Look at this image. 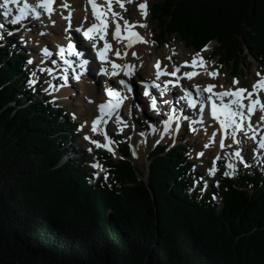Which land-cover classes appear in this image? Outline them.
Returning <instances> with one entry per match:
<instances>
[{"label": "trees", "instance_id": "16d2710c", "mask_svg": "<svg viewBox=\"0 0 264 264\" xmlns=\"http://www.w3.org/2000/svg\"><path fill=\"white\" fill-rule=\"evenodd\" d=\"M151 12L159 46L217 42L211 57L233 77L246 51L264 72V0H157ZM15 45L0 48V264H264V173L205 189L183 146L165 145L145 181L122 140L95 179L84 158L64 161L76 108L24 99L36 94Z\"/></svg>", "mask_w": 264, "mask_h": 264}, {"label": "rangeland", "instance_id": "374dc122", "mask_svg": "<svg viewBox=\"0 0 264 264\" xmlns=\"http://www.w3.org/2000/svg\"><path fill=\"white\" fill-rule=\"evenodd\" d=\"M122 1L125 4V8L124 9L120 8V7H118V4H114L113 5V11L115 10L114 12H116V13L118 12L119 15H121L123 17V19L119 20L118 17L112 18L114 21L113 26L115 27V21L119 20V23L121 24V29H122V27L124 29V23L123 22L125 20L128 21L129 24H137L135 22L137 20L136 18H139L140 16H142L141 11L138 8V5L140 3H143V2L146 3V5H147V17L144 18L142 16L143 17L142 22H143V24H146V25L148 24V25L146 28L137 26L136 29H139L142 32H143V29H145L146 33H144V32L143 33L146 34L147 37H149L150 41H149L148 47H150L151 50L150 49L148 50L149 51L148 55L152 59L150 61V66H153L152 64L156 63L155 61L159 62V59H160L163 61L164 60L167 61V65L173 69V66L175 67L178 64L183 65L185 60L191 62L193 56H195L197 53H200V54H202L201 56L207 57V58H205V61L207 62V65H206L207 71L205 72L201 69L200 72H202V73L204 72L203 73L204 77L209 78L208 83L205 82L206 78L203 79L201 81V84H200L201 86H203L204 84H209V83L218 84V85L225 83L227 88H233V87H237L239 85L249 86V88H252L253 83L257 79H259V77L257 76V73H260L257 70L258 69V61L248 51H246V54L248 55L247 58L246 59L244 58L243 63L241 64V71H240L239 75L237 77H233L230 69H228L226 66L218 63V59H219L218 57H216L215 59H212V57H211L214 53V50L216 49L217 42L210 43L207 46V48H208L207 51L196 52L193 49L191 50V49L186 48L183 43L179 42L175 37L170 36L167 40H165L162 43L161 46H159L156 42L157 35H158V29H159L158 22L154 20V18L152 17V13L150 12L153 4L157 0H131L132 3H130L129 0H127V1L122 0ZM137 2H139V3H137ZM114 8H116V9H114ZM137 12H138V14H137ZM138 15H140V16L138 17ZM53 16H55V17L58 16L57 18H59V12L54 13ZM147 18H149V19L147 20ZM148 21H149V23H148ZM58 23L61 24L62 28H61V26H58L60 29L57 28L55 32H52V34L56 38L60 39L63 36L61 34L63 32V23H64V25L65 24L67 25V22L65 23L64 19H61ZM0 32H2V30H0ZM55 33L56 34L59 33L60 38ZM26 35H30V36H26ZM26 35L22 34V39H23L22 44L23 45H16L17 48H16V46L14 47L15 51L17 49L27 51V50L22 48V47L25 48L26 46H24V45L27 44V47L30 49V52L37 53L36 48L34 47L36 42L41 41L42 44L47 42V40H45L44 36L39 34L38 30H34L32 34H26ZM107 37L110 38L109 35ZM7 39L12 40L10 37H7ZM114 41H115V43H114L115 49H116V46H120L121 47L120 52L123 54L125 52L124 48H122V46L120 45V43L117 40H114ZM87 44L92 45L93 42L91 41V42H88ZM168 52H170L171 56H168ZM169 57H171V59H169ZM45 58L49 59V57H45ZM133 59H136V56H135V58L133 57ZM208 63H210V64H208ZM29 65H31V64H29ZM40 67H43V66H40ZM208 67H209V69H208ZM37 69H39V68H37ZM208 70H211V72L216 71V72H218V75L215 78H213L210 75H208V73H207ZM260 74H262V73H260ZM262 75H264V74H262ZM38 77L40 79H43L39 75H38ZM169 77L171 78V76H169ZM234 79L239 81V83L235 86L233 85ZM52 80L54 82H58L59 76L57 78L53 77ZM170 80H172V78ZM99 81H100V84L97 83V86H95L96 89L98 90V93L96 94L97 98L100 95H102V93H100L101 89H102L101 88V79H99ZM137 82L138 81L135 80V84H137ZM165 83H166V81H164V84ZM189 84L192 87H194L193 86L194 84L192 81H190ZM200 85H199V87L202 88ZM63 88H66V86L64 85ZM87 88L89 90H86ZM86 89H83L81 91L76 92L74 90V88L71 86L67 90L65 97H63L60 93H58L57 94L58 98H52V99H53V102L55 104H57L58 106L67 107L70 110V112L73 111V107H75L77 109L76 110L77 112H72L71 116H73L77 120V122L80 124V127L77 130L78 136L76 138L70 136V132L68 130H66L67 134L69 135V141L67 144V153L68 154L66 153L67 156L64 158V161H66L67 159H69V160L75 159L76 161H80V159L84 158L86 162L87 161L89 162L87 166L89 168H92L93 164H95L97 162L99 164H101V161H103L102 160V159H104V157L102 155L103 151H105V150H107V152H110V151H108V149L105 147H96L95 144L91 143L90 141L88 142L85 139V136H88V134L92 137L95 135V133H93L92 131L90 132V130H91V125H92L91 113L95 114V112H96V110L92 109L93 105L91 104V102H89V101H91L89 99V96L92 94L90 86H86ZM136 89L139 93V98L142 99V92H143L142 88L137 84ZM46 94H48V91H43L42 95H39L38 97L36 94L35 95L36 97L31 98L32 100H30V95H26L24 97V99L26 98V99H28L29 103H33V102H37V100H40ZM20 96L21 97L24 96V93L20 94ZM260 96L264 98V93L262 94L260 92ZM141 99H140V101H141ZM168 105L169 104H167V103H165L163 105L164 111H166V108ZM187 108H189V107L187 106ZM176 112H178L180 114L182 113L184 115V110H183L182 106L180 108L178 105H176ZM135 118H136V114L134 113L132 119L130 118L131 119L130 125H128L127 127H123L122 130H120L117 127V129L115 131H112L111 135L112 136H113V134L118 135V136L120 135L122 138L128 139L130 141L131 152H132V156H131L132 161H133L134 165L137 168H139V170H141L145 174L143 177L145 181L148 180L147 179L148 178V169H149L150 164H151L150 158H151L156 146H158L159 144H164L163 143L164 141L169 142L170 149H172L174 146H177V145L183 146V152L186 153L187 156H189L191 161L194 162V164L196 165V168L198 170H200L203 175H207L208 179H202L205 181V184L207 186H210L212 184L211 179H214L213 183L220 179V172H221L220 170L215 174V176H216V177L214 176L215 178H213L212 177L213 175L210 174V169L212 168L213 163L215 161L216 152H218V153L221 152V150H218L217 148L212 147L213 144L218 145L219 137H217L213 140L212 133L210 131V128H208L207 125H202V124L197 125V123H192V121H198L200 119L199 116L196 119H194V118L191 119V123L189 124L188 127H186L188 125L186 120L183 123H181V125L179 124L180 129L178 131H176L175 133H173L172 135H170V137L167 139H165V136L161 132L160 127H156L157 131L153 132L152 130H150V133H148L149 130L146 131L145 128H146V125L149 124V122L146 123V125L141 124L142 122L138 121L140 118H137V121L135 120ZM146 119H149V118H146ZM143 120H145V119L143 118ZM82 125H83V128H81ZM136 127L141 132L137 131L135 129ZM148 127H149V125H148ZM153 128H155V127H153ZM172 129H175L174 125L172 126ZM141 133H143V135H141ZM146 134L150 137L144 138V135H146ZM178 136H180L181 138L175 140L174 138L178 137ZM135 138H142V139L147 140V142L145 140V144H144L145 151H142L141 153H140V151H138V148H137L138 145L135 144ZM244 138H245V136L243 134L241 136L240 148H241V146H247V149H249V151L247 152V154L244 158H248V156L252 157L253 148H252V146L248 145L246 141H244ZM94 140L99 141L101 144H104L103 141L100 140L99 138H95ZM156 141H159V143H157ZM113 144H114V147L112 149L115 153L114 158L118 159V158L123 157V154L120 152L121 149L119 150L117 148V146L115 145V141H113ZM205 145H208V147H205ZM88 149H92V151H88ZM133 152H135V155L133 154ZM201 152L203 153L202 156L199 155ZM112 154H113V152H112ZM229 155H230V153L225 154V156H229ZM262 155H264V154H262ZM141 156H143V157L140 159ZM241 156H242V153H241ZM263 160H264V158H263ZM253 161H255V163ZM253 161H252V163L247 164V165H249L248 168H252V167L257 166L256 160L253 159ZM96 169L99 172L105 173V171H100V169H98V168H96ZM259 171H260V173L261 172L264 173V171L262 169ZM226 172L233 173L231 176L235 177L239 174L240 170L238 169V166L234 165V169L228 168ZM106 175L108 176V174H106ZM207 188H209V187H207ZM217 201H218V204L220 205L221 200L219 197H217Z\"/></svg>", "mask_w": 264, "mask_h": 264}, {"label": "snow or ice", "instance_id": "6c2138e0", "mask_svg": "<svg viewBox=\"0 0 264 264\" xmlns=\"http://www.w3.org/2000/svg\"><path fill=\"white\" fill-rule=\"evenodd\" d=\"M131 2V0H129ZM21 3V0H3V3L0 4V8L3 9L2 15L7 18L9 16H12L13 10L11 7H9V4H15L18 6L19 14L15 15L9 23L11 24H19L22 20L28 17L30 13L34 14V17L36 19H39L44 13H47L49 17L54 11L53 5L55 3V0H41V2L36 4H29L27 2L23 3L22 7H19ZM88 3L91 5L92 12H93V19L94 22L86 29L83 30L82 28H77L76 31L83 32V36L87 38L89 41H93V48H96V55L99 58L101 62H109L111 63L112 71L109 73V70L107 68L103 69V72L105 74H110L111 76L115 77L119 75L120 71H123V74L125 76H128L131 78L132 75L135 74V65L126 64V65H119L114 62L109 61L108 56L106 53L111 50L112 46L108 43L106 40V31L108 28L107 21L109 20L108 13H111V18L119 17V20H122L123 17L119 15V13H116L113 11V5L118 4L120 8H125V4L121 2V0H104V6H100L97 3V0H88ZM62 7L69 9V15L67 17H64L68 21V29H71V6L67 3H64ZM37 8L43 9V12H40L37 10ZM139 10L141 11V15L146 18L147 17V5L146 3H140L138 5ZM126 10V9H125ZM85 17V21H86ZM119 20L115 21V30H114V38L118 42H123L121 39V25L119 23ZM55 22H53L54 24ZM137 26L139 27H147L146 24H129L128 21H124V31L128 33V42L126 44V48H131L134 43L140 42V43H148L138 32L133 31L134 28ZM4 28V24L0 23V29ZM95 33V35H93ZM0 39H2V36H0ZM103 40L104 41V48L100 49L97 48L98 41ZM154 43V42H153ZM208 48L205 46L203 51H207ZM45 56H51L52 53L45 48L44 50ZM68 53L69 55H75L80 56L82 55L80 52L76 51V46L72 43H69L67 48L61 47L59 49V57L61 60H63L66 67L64 68V76L63 81L64 85L67 84L68 81V72L69 69H71L73 72L76 71L75 68H73V61L65 59V53ZM114 55L118 59H123L127 57V51H125L123 54L117 49L114 52ZM132 55L135 57L136 53L133 52ZM171 59V57H169ZM27 64H32L33 61L29 59ZM89 61L87 59L81 60L79 62V67L81 69H86ZM207 62L203 59L200 53H197L195 56H193L191 62L185 61L182 65L183 67H190L193 69H196L197 67H205L206 68ZM142 66V65H141ZM156 69V79L159 80L161 75H168L171 77H174L175 80H169L163 88H161L160 84H154L153 86L157 89H160L161 95L164 94L168 90V85L172 86H178V82L180 79L187 78V79H193L195 75H199V72H185L181 75V66H175L174 70L169 73L165 69L164 71H161V64L160 62H157L154 65ZM127 69V70H125ZM41 71H44V69H41ZM49 74H51V69H47ZM33 77L35 76V72L32 73ZM211 77L215 78L218 75V72L212 71L208 73ZM257 76L259 77L258 81L252 86V89H246V88H235L223 91H215L216 85H208L205 88H200L197 86L196 89V96L197 98H193V94L190 91H185L184 96L180 97V99H183L186 101L187 106L191 108H197V105L199 104L200 107L198 109L201 117H203L204 113V107L206 105H210V115L218 122L220 129L225 134V138H231L235 144H240L241 140L237 139V135L239 133H243L244 136L248 139H252L254 142L257 143V148L253 149V152H258L259 150H264V138H261L257 140V135L264 136V133H258L257 132V125H264V100H261L260 98V92L264 91V75L257 73ZM75 80H79L80 76L76 75L74 76ZM29 86H34L37 81L36 79H31L28 81ZM239 83L238 80L233 81V85H237ZM119 85H122L124 89L127 92H132V86L128 84L124 79H120L118 81ZM149 85L145 84V91L143 92V96L148 97L151 101V108L153 110H157V99L155 96H153L147 89ZM222 87V86H221ZM53 91L58 90L55 88V86L52 87ZM45 91H49V89H45ZM107 97L109 98L107 102L101 103L98 105V116L93 120L91 125V131L93 133H96L98 130L100 131V134L107 139V133L104 132L103 129H99V125L101 123H107L108 120L112 119L114 116L116 117L117 123H123V121L119 117V110L121 106L123 105L124 101L128 98L126 95H122L120 91L114 90L113 88H108L106 90ZM207 94V95H205ZM247 101V103H245ZM92 102V101H89ZM257 112L260 113V116L257 121V125H253L252 123V116H254ZM173 119L178 120L179 117L175 116V113H173V116H170L168 120L165 122L164 126V133L170 134V131H178V129H172V121ZM187 119V117H185ZM192 123H203V119L199 121H192ZM127 127V125H124ZM83 128V125L81 126ZM122 130V129H121ZM153 132L157 131L156 128L152 129ZM249 132L253 133V135H249ZM143 135V133H141ZM162 138V137H161ZM86 140H89L91 143L95 144L96 147H105L108 149V151L113 152V155H115L113 149L110 147L111 143L113 141L108 140L107 144H101L99 141L92 140L91 137L85 136ZM215 139V136H213V140ZM159 143V141H157ZM226 145L224 143V140L221 139L220 141V148H224ZM205 147H208V145H205ZM88 151H92V149H88ZM135 155V152H133ZM199 155H203L201 152ZM234 156L237 158H240L241 161H243V157L241 156V150H237L234 152ZM216 159H219L217 157ZM94 168L100 169V171H105L103 166L99 164L98 162L92 165ZM245 163V167H248ZM229 169H234L233 164H228ZM216 169L213 167L210 169V174L215 175ZM233 173L231 172H225V176H230ZM96 178H99V174H96ZM104 179L107 180L108 176L105 175ZM218 186V184H217ZM205 189L207 188V185L205 184ZM215 199V196L213 197Z\"/></svg>", "mask_w": 264, "mask_h": 264}, {"label": "bare ground", "instance_id": "6f19581e", "mask_svg": "<svg viewBox=\"0 0 264 264\" xmlns=\"http://www.w3.org/2000/svg\"><path fill=\"white\" fill-rule=\"evenodd\" d=\"M63 3H66V0H61ZM122 1V0H121ZM127 1V0H126ZM123 2V1H122ZM125 2V1H124ZM143 2V1H142ZM86 3H87V0H71L70 2H69V5L71 6V9H72V12H71V29H70V31H71V33H72V35L74 36V37H77L76 36V29L77 28H79L84 22H86L85 21V17L88 19L89 17H90V15H89V11L88 10H86L85 9V7L84 6H86ZM130 3H132V2H130ZM137 3H139V2H137ZM144 3V2H143ZM127 6V5H126ZM59 6L57 5V7H56V10H55V12L54 13H57L58 11H57V8H58ZM119 7V6H118ZM114 9H116V8H114ZM124 9V8H123ZM127 9V8H126ZM115 11V10H114ZM120 12V11H119ZM122 12V11H121ZM118 13V12H117ZM137 14H138V12H137ZM150 14V13H149ZM69 15V13H66V12H64V11H60V13H59V18H55V16H53L52 15V17H51V19H50V22H51V26H50V28L52 29V30H54V32L56 31V29L57 28H59L58 27V25H56L61 19H64V17H67ZM136 15V14H135ZM121 16V15H120ZM140 15H138V17H139ZM130 17V16H129ZM119 18V17H118ZM3 18H2V16H1V14H0V21L2 20ZM86 19V20H87ZM130 19V18H129ZM134 19V18H133ZM137 20L135 21L138 25L139 24H143V17L142 16H140L139 18H136ZM149 18H147V20H148ZM53 22H56V24L54 23L53 24ZM64 22L66 23L67 22V25L65 24L64 25V23H63V26H64V28H66V29H68V21L66 20V19H64ZM142 22V23H141ZM124 23V22H123ZM148 23H149V21H148ZM121 25V24H120ZM123 25V24H122ZM148 25V24H147ZM139 27V26H138ZM64 28H63V32H64ZM60 29V28H59ZM122 29H123V27H122ZM69 30V29H68ZM124 30V29H123ZM147 31V30H146ZM52 32L53 31H50L49 32V34L46 36V35H43L44 36V38H45V40H47V42L46 43H44V44H42V42L41 41H39V44H35L34 45V47L36 48V52L37 53H33L34 54V56H38V57H40L41 59H43L44 60V63L41 65V66H46V67H53V68H56L57 69V66L55 67V66H53V64H51L52 62H51V59H53V57H49V59H46L45 58V56H44V54H43V52L41 51V47H43V46H47V48H50L51 46H52V41L53 40H51V37H52V39H56V40H60V39H58V38H56L55 36H53V34H52ZM143 32L144 33H146L145 32V29H143ZM2 35H3V33L2 32H0ZM113 33V32H112ZM146 35V34H145ZM19 36H22V34H20ZM26 36H30V35H26ZM111 37L110 38H106V39H112V36L113 35H110ZM151 36V35H150ZM146 41H148V43H140V44H138V45H136V46H132L131 48H126V44H127V40H126V38L125 37H123L122 38V41L123 42H119L120 43V45L122 46V48H124V51H127V57L126 58H123V59H118V58H116L117 60H118V63H121L122 64V66L123 65H126V64H131V65H135L136 67H135V74L134 75H132L131 76V78H129L128 76H125L124 74H123V71H120V73H119V75H121V76H123V77H125V78H127L129 81H135V80H138L139 82H141V83H143L144 81H146V80H152V81H154L155 79H156V69H155V67H154V65L157 63V61H155L156 63H154V64H152L153 66H150V61L152 60L150 57H149V55H148V50L150 49V47H148L149 45V37H147L146 36V39H145ZM14 42V40H12V43ZM88 42H91V41H82V45H83V47L86 49L85 51H86V53H87V55H88V57H87V60L89 61V64L87 65V66H91V64H90V56H89V52H88V49H87V47L88 46H91V44H87ZM93 42V41H92ZM117 43V42H116ZM118 45V44H117ZM24 46H26L27 47V44L26 45H24ZM28 48V47H27ZM121 50V47L120 46H116V49H114L113 50V52H112V54L114 55V52L116 51V50ZM27 50H29L30 51V49L28 48ZM151 50V49H150ZM172 51V50H171ZM182 51V50H181ZM180 51V52H181ZM133 52H135L136 53V59H133V55H132V53ZM32 54V52H30V54L29 55H31ZM184 55V54H183ZM202 55V54H201ZM168 56H171V54H170V52H168ZM202 57H204V56H202ZM135 58V57H134ZM165 58V57H164ZM173 58V57H172ZM205 58V57H204ZM177 61V60H176ZM186 61V60H185ZM184 61V62H185ZM159 62H160V64H161V71H164L165 69L167 70V72H169L170 73V70L172 69L170 66H168L167 65V61H163V60H160L159 59ZM175 62V61H174ZM189 62V61H188ZM180 63V62H179ZM208 64H210V63H208ZM35 64H33V66L30 68V72L32 73V72H34L35 70H36V72H37V75H39L40 74V70L39 69H37V68H35V66H34ZM142 65V66H141ZM177 66V65H176ZM209 66V65H208ZM173 68H174V66H173ZM203 70V71H207V68H205V67H197L196 69H191L192 70V72H194V71H196V72H199V70ZM208 69H209V67H208ZM110 73H111V70H112V68L110 67ZM125 70H127V69H125ZM209 72H211V70H208V72L207 73H209ZM204 73V72H203ZM202 72H199V75H196V78L192 81L193 82V84H194V89H197V86L199 87V85L201 84V81L203 80V79H205V82H207L208 83V80H209V78H207V77H204V74H203ZM110 75V74H109ZM172 79H174L173 77H171ZM168 75H161V77H160V79H159V82H157L156 84H160L161 85V88H163L164 87V82H162L163 80H165L166 81V83L171 79ZM100 79H101V88H102V83H104L105 85L107 84V83H109L110 82V80H112L113 79V77H111V76H101L100 77ZM222 80V79H221ZM225 80V79H224ZM215 81V80H214ZM190 81L189 80H185V79H183V80H181L179 83L180 84H188ZM210 82V81H209ZM205 85V86H204ZM203 86H201V87H207L208 85H212V84H204ZM214 85H216L217 87L215 88V91H218V90H224V89H226L227 87H226V85H225V83H222V84H220V85H218V84H214ZM97 86V85H96ZM222 86V87H221ZM71 87V84L69 85V86H67L66 85V88H60L59 89V93L63 96V97H65V95H66V93H67V90L69 89ZM172 87V86H171ZM169 85H168V90L166 91V92H170L171 90H172V88H171ZM238 87V86H237ZM90 89H91V95L89 96V99L92 101L91 102V104L93 105V107H92V109H94L95 110V108L97 107V105H98V103H99V99H100V97H102V95H100L98 98L96 97V94L98 93V90L96 89V87L94 86V88L92 87V86H90ZM142 91H143V87H142ZM154 91H156V92H160V89H157V88H155L154 87ZM261 93L263 94L264 93V91H261ZM143 97V96H142ZM135 99H137V100H139L140 101V99H139V95H138V93L136 92V95H135ZM175 103V102H174ZM180 108H181V105H178ZM189 107V106H188ZM199 107H200V105L198 106V109H199ZM67 108V107H66ZM74 108V107H73ZM190 108V107H189ZM259 112H257V114H258ZM254 115L253 117H252V122H254V123H256L257 121H258V118H259V116L260 115ZM176 116H178L179 117V119L178 120H176V119H174V124H172V126L174 125L175 126V129H180V127H179V124L181 125V123H183L184 121H185V118L183 117V114L181 113H178V112H176ZM199 117H200V119L202 118L203 119V123H202V125H207L208 126V128H210V131H211V133H212V137L213 136H215V138H217L218 136L220 137V134H221V131H220V129H219V127H218V124L214 121V120H212L211 119V117L210 116H208L206 113H205V107H204V113H203V117H201V115H200V113H199ZM139 125V124H138ZM145 125H146V123H145ZM104 126V125H103ZM102 126V127H103ZM177 127V128H176ZM137 128V127H136ZM149 127H148V125H146V128H145V130L146 129H148ZM101 129H103V128H101ZM163 127H161L160 128V130H161V132L163 133V135L165 136V139H167V138H169L170 137V135H172L173 133H175L176 131H170V134H166V133H164V131H163ZM137 131H139L138 130V128L136 129ZM147 131V130H146ZM264 131V126H262V125H260L258 128H257V132L258 133H262ZM139 132H141V131H139ZM148 133H150V130L148 131ZM243 135V133H240L239 134V136H240V138H241V136ZM249 135H253V133H249ZM258 136V135H257ZM146 137H150V136H148L147 134L146 135H144V138H146ZM179 138H181L180 136H178V137H175L174 139L175 140H177V139H179ZM145 140L146 139H142V138H135V144H137L138 146H137V148H138V151H140V153L142 152V151H145V147H144V144H145ZM241 140V139H240ZM115 142H117V144L118 145H120V142L119 141H117V139H115L114 140ZM146 142H147V140H146ZM157 142V141H156ZM168 141H164L163 143H164V145L167 143ZM163 145V146H164ZM212 145V144H211ZM129 146H130V148H131V145H130V141H129ZM236 146V147H235ZM177 147H178V145H177ZM212 147H215V148H217L218 150H220V142H218V145H215V144H213V146ZM237 147H240V144H235L234 142H233V140L229 137L228 138V141H227V148H231V151L229 152L230 154H233L235 151H237V150H241V153H242V156L243 157H245L246 156V154H247V152L249 151V149H247V146H241V148H237ZM147 148V147H146ZM143 156H141L140 157V159L142 158ZM231 157H232V159H233V155H231ZM235 158V157H234ZM259 159H261V157H258L257 158V160H259ZM256 160V159H255ZM262 160H263V158H262ZM231 163L233 164V162H232V160H231ZM233 165H236V166H238L237 164H233ZM239 168V167H238Z\"/></svg>", "mask_w": 264, "mask_h": 264}, {"label": "water", "instance_id": "95a60500", "mask_svg": "<svg viewBox=\"0 0 264 264\" xmlns=\"http://www.w3.org/2000/svg\"><path fill=\"white\" fill-rule=\"evenodd\" d=\"M149 172H150V167H149V169H148V177H149Z\"/></svg>", "mask_w": 264, "mask_h": 264}]
</instances>
